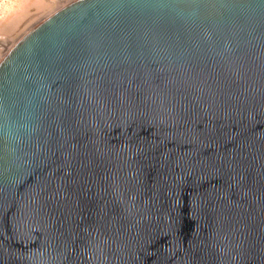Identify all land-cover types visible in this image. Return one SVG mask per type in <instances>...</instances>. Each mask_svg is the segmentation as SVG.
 <instances>
[{
  "label": "water",
  "instance_id": "obj_1",
  "mask_svg": "<svg viewBox=\"0 0 264 264\" xmlns=\"http://www.w3.org/2000/svg\"><path fill=\"white\" fill-rule=\"evenodd\" d=\"M0 264H264V0H77L23 35Z\"/></svg>",
  "mask_w": 264,
  "mask_h": 264
},
{
  "label": "rangeland",
  "instance_id": "obj_2",
  "mask_svg": "<svg viewBox=\"0 0 264 264\" xmlns=\"http://www.w3.org/2000/svg\"><path fill=\"white\" fill-rule=\"evenodd\" d=\"M74 1L0 0V60L29 30Z\"/></svg>",
  "mask_w": 264,
  "mask_h": 264
},
{
  "label": "bare ground",
  "instance_id": "obj_3",
  "mask_svg": "<svg viewBox=\"0 0 264 264\" xmlns=\"http://www.w3.org/2000/svg\"><path fill=\"white\" fill-rule=\"evenodd\" d=\"M47 1H48V0H47ZM76 1H77V0H76ZM49 2H50V0H49ZM74 2H75V1H74ZM72 3H73V2H72ZM70 4H71V3H70ZM68 5H69V4H68ZM68 5H67V6H68ZM65 7H66V6H65ZM63 8H64V7H63ZM58 11H59V10H58ZM55 13H56V12H55ZM2 38H3V37H2Z\"/></svg>",
  "mask_w": 264,
  "mask_h": 264
}]
</instances>
